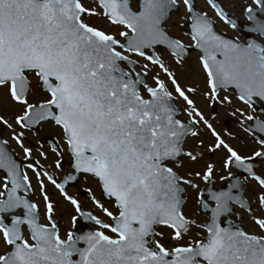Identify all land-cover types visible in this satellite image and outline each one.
I'll return each mask as SVG.
<instances>
[{
	"label": "snow or ice",
	"instance_id": "1",
	"mask_svg": "<svg viewBox=\"0 0 264 264\" xmlns=\"http://www.w3.org/2000/svg\"><path fill=\"white\" fill-rule=\"evenodd\" d=\"M181 2L190 45L164 27ZM93 4L0 0V93L20 107L12 122L0 114V127L11 130L25 161L19 163L9 141L0 139V243L6 246L0 264H264V167L256 166L264 161V113L256 109L257 101L264 104V43L226 37L207 12L196 11L194 0ZM206 4L220 22L237 29L218 0ZM242 12L247 30L264 38V0H251ZM86 16L122 28L121 39ZM189 48L199 51L203 93L183 87L161 58L167 53L182 65ZM201 94L209 108L230 110L255 145L251 154L216 130L192 98ZM181 111L187 121L179 118ZM45 124L59 130L52 167L62 171L67 155L71 168L61 180L33 160L26 133L38 136ZM201 125L211 137L207 146L198 139ZM190 138L196 142L186 147ZM201 149L224 153L219 179L226 186L215 187L213 162L182 173L184 159L196 164L204 158ZM36 150L48 160V153ZM81 175L96 182L101 198L91 188L88 198L111 222L85 211L69 194L67 187ZM48 184L76 213L73 228L82 217L97 230L62 236ZM189 190L202 221L185 212ZM232 215L241 221L247 215L255 230L234 226ZM158 228L169 230L168 240Z\"/></svg>",
	"mask_w": 264,
	"mask_h": 264
},
{
	"label": "rangeland",
	"instance_id": "2",
	"mask_svg": "<svg viewBox=\"0 0 264 264\" xmlns=\"http://www.w3.org/2000/svg\"><path fill=\"white\" fill-rule=\"evenodd\" d=\"M195 1H196L197 8L199 10L207 12L208 14L213 13V11L210 9V7L206 4V2L204 0H195ZM220 2L225 7L226 10L232 12L234 15L238 16L239 18H241L244 21L245 19H244V14L242 12V7L246 4H249L251 2V0H220ZM83 3L85 4L86 7L94 6V4L91 2L83 1ZM181 18H187L186 10L183 6H181V9L176 13V15H174L172 17L171 21L168 22L165 27H166V30L169 31V33L173 37L181 39L182 42L185 43L186 45H190L191 40L189 39V37L185 33H183L182 31L180 32V27H181L180 25H182ZM89 19L93 21L94 26L99 27V28L111 33V34L117 35V39H121L118 36V32L120 30H122V28L110 25L102 17H89ZM227 32L232 36L234 35L229 30H227ZM233 37L238 38L236 36H233ZM161 58L165 61V63L168 64L170 69L176 74L177 79L179 80V82L181 83V85L183 87H188V86L196 87L200 93H203L206 90V78H205L203 71H202V68L199 64L198 54L193 53L192 56H190L187 61H183L182 65H177L175 63L174 59L172 57H170L167 53H165ZM143 62L144 61H141V63H143ZM155 71H156V69H153V72H155ZM148 83H150V84L152 83L151 73L149 74V77H148ZM169 88H171V85H169ZM221 95H224V93H221ZM229 95H232V94L229 93ZM192 98L194 100L195 99H197V100L205 99L202 94L192 96ZM0 100H2V104H0V114H4L6 116V118H8L10 122H12L14 115L20 111V107L18 105H13L11 103L10 99H8L7 96L3 93H0ZM177 102H178L177 103L178 106L183 107L182 101L177 100ZM233 103H234V105L237 104L235 99L233 100ZM218 107H219L218 114L215 116V119H211L209 117L210 122L213 123V126L223 136V138L226 141L235 143L238 135L244 136L243 130L239 127L238 122L229 115L230 110L223 108L220 105H218ZM204 113L206 116H210L205 111H204ZM257 114H259V113L257 112ZM181 115L179 116V118H181L184 121L188 120V117L184 113H183L182 117H181ZM262 118H264V117H262ZM229 119H230L229 124H231V126H232V129L230 130L232 135L231 136H224V134L221 132L225 128L224 123L226 121H228ZM17 130H19V129H17ZM200 130H201V132H200L201 135L198 139H203L205 142V146H207L211 141L210 134L207 132L206 129L203 128L202 125L200 126ZM6 131L7 132L5 134V139H11L10 138L11 130L6 128ZM58 132H59V130L57 128H55L52 124H45L40 128V132H39L38 136L34 133H29V132L26 133V135H27V138H35V140H37V139L41 138L43 136V134H49L58 140V138H59ZM238 139L240 141L242 140L241 138H238ZM195 142L196 141H194L190 138L186 147H190ZM251 143H252V141L245 138V141L242 142V144L237 145L236 147L238 150L241 151L242 154H245L251 148ZM40 150L44 151L43 147H40ZM201 150L205 151V156L202 160H200L196 164H191L190 162H188L185 159L184 163H186L190 166L196 167L197 170H199L204 166V164L206 162H211V159L209 160L208 156H206L208 152H206L205 149H201ZM208 154H210V153H208ZM223 156H224V153H222V157ZM40 160L44 161L45 159L42 158ZM216 160H218V158H216ZM220 164L221 163H219V165ZM48 165L51 166V163H48ZM48 186H49V184H48ZM48 186H47V188H48ZM48 193L52 197V199L58 203V211L56 214V218H60L62 226L69 227L71 225V223H70V216L72 213L71 209L67 206L66 202L58 194V192L54 191L51 188H48ZM32 198L34 200H36L37 202H39L40 197H39L38 191H34ZM41 214L43 215V209L41 211ZM162 230L163 229H160V231H162ZM171 243H174V242H171ZM5 250H6V246H4L2 243H0V254H2Z\"/></svg>",
	"mask_w": 264,
	"mask_h": 264
},
{
	"label": "flooded vegetation",
	"instance_id": "3",
	"mask_svg": "<svg viewBox=\"0 0 264 264\" xmlns=\"http://www.w3.org/2000/svg\"><path fill=\"white\" fill-rule=\"evenodd\" d=\"M87 2H89V1H87ZM183 19H184V22L182 23L180 29L182 31L186 32V29H187L186 28V21L187 20H186V18H183ZM85 20H86V22H88V23H90L91 25L94 26L93 21L90 20L88 16L85 17ZM216 27L220 31L225 32V33H227V30H229L230 32H232L234 34L233 36L238 37L240 41H244V37L242 35H240V33H238L237 31L232 30L228 25H225L222 22L218 21ZM221 93H223V92H221ZM195 100H196L197 107H199L203 112L205 111L208 115H210L209 116L210 118H211V113L213 112V110L215 111V116L218 114V112H219L218 105H214L213 108H209V102L206 99H200V100L195 99ZM181 114L183 115V111H181ZM182 115H181V117H182ZM229 123H230V119L224 123V126H225L224 130L222 132L220 131L221 133L224 134V136H228V135H226V132H230V130L232 129V126ZM6 132L7 131H6V128H5L4 138H5ZM39 132H40V129H39ZM200 132H201V130H200ZM29 133H34V132H29ZM34 134H36V133H34ZM43 135L46 136L47 134H43ZM243 135L244 136L238 135L235 143L230 142L233 147L237 148L236 146L242 144V142L245 141V138H247L248 140L252 141L250 139V137H248V135L246 133H244ZM50 136H52V135H50ZM42 138H44V136H42ZM42 138H39L37 140H35V138H28V142H30V145L31 146H34V148H33V160H39L40 163L47 170L52 171L56 175V178L57 179H61L63 177V175H64L65 172H70L71 171V168L69 166V162H68V159H67V155L65 156V160H64L63 170L62 171L61 170H56V169H54L52 167V164L54 163V160H53V157L51 155V150L49 148H47V147H45L44 152L48 153L49 158H48V160L41 161L40 159H42L43 157H41L39 155V152L36 149L37 148L40 149V146H41L40 145V141L43 140ZM238 138H241L242 140L240 141ZM7 140L9 141V145L12 148L13 152L20 159L24 160L23 153L20 150V148L15 144V142L12 141L11 139H7ZM55 140H57V139H55ZM252 144H253V142L251 143V148L245 154H251L252 149L255 147V145L254 144L252 145ZM206 156H208L209 160L211 159V162H213V163H215L217 165V175L214 177L215 187L219 188V187H222V186H226V182H221L220 179H219V171H220V165H219V163H221L222 162V159H223L222 153L219 152V151L216 152V153H212V154L211 153L210 154L207 153ZM216 158H218V160H216ZM184 160H183V163H184ZM24 163H25V161H24ZM48 163H51V166H49ZM256 166H257V169L258 170L261 167H264V161H260V160L256 161ZM188 170H197V168L196 167H193V166H190V165H188L186 163H184V168L181 170L182 173L184 171H188ZM29 175H32V173L29 172ZM241 179H243V177H241ZM33 183H35V182L33 181ZM78 186H79V189H76V188L67 189L68 192H69V194L73 195L75 198H77L81 202V204L83 206V209L85 211H92L93 214L97 215L99 218L105 220L106 222H111V221H109V219L107 217L103 216V214L100 212L99 209H96L95 206L92 205V203H91V201L89 200L88 197H85L86 196V193L85 192H87L86 189L91 188L92 189V192L96 195V197L97 198H101V193H100L99 188L96 185V182L93 179H91L90 177H85V176L81 175L79 177V180H78ZM203 186L204 185L201 182V187H203ZM81 190H84V192L83 191L81 192ZM187 199H188V203L185 206V212H186V214H188L189 216H197L202 221L204 219V217L202 215H199L197 213L196 204H195V197H194V194L192 193L191 190H189V195H188V198ZM102 203L105 204V207H108L111 210L115 211V209L113 208L112 204L106 203L104 199H102ZM66 204H67V206L72 211L71 216L76 215V213L72 209V206L70 204H68V203H66ZM239 211L240 210L237 209V212H239ZM71 216H70V218H71ZM56 219L59 221V229H60V232H61V235L62 236L67 231L73 230L72 225L69 226L70 228H65V227L62 226L61 221H60V218H56ZM229 220L233 223L234 226L243 227V229L246 230V231H254L255 230L254 226L249 222V218H248L247 215H245L243 221H241L238 218L237 215H232L231 217H229ZM41 222H45V221L42 219ZM224 226H227V221L225 222ZM93 227L94 228H90V230H97V226L96 225H94ZM157 231H160V228H158ZM162 231L164 233V239L165 240H168L169 239V230L163 229ZM76 232L77 233H81L80 230H76ZM106 234L113 235L112 233L107 232V231H106ZM158 239H159V237H158Z\"/></svg>",
	"mask_w": 264,
	"mask_h": 264
},
{
	"label": "water",
	"instance_id": "4",
	"mask_svg": "<svg viewBox=\"0 0 264 264\" xmlns=\"http://www.w3.org/2000/svg\"><path fill=\"white\" fill-rule=\"evenodd\" d=\"M219 2V1H218ZM195 3V2H194ZM196 9V8H195ZM197 11V10H196ZM176 11H173V13H175ZM231 16L236 20V22H237V25H238V27H237V30H239V31H241L242 33H246L247 34V39H246V41H248V40H253L254 39V37L252 36L253 34H255V33H252V32H249L247 29H248V26H246V25H244V24H240L239 23V20L235 17V16H233L232 14H231ZM189 25V24H188ZM257 35V34H256ZM226 37H229V36H227V35H225ZM231 38V37H230ZM264 39V38H263ZM192 51H198V50H195V49H191V48H189V51H188V55H187V58L189 57V54L192 52ZM199 52V51H198ZM264 105V104H263ZM260 111L262 112V111H264V109L263 108H261L260 109ZM0 139H2V129H0ZM9 149V148H8ZM77 226H79V224L77 223L76 224Z\"/></svg>",
	"mask_w": 264,
	"mask_h": 264
}]
</instances>
